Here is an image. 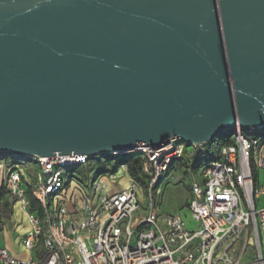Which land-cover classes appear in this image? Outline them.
Returning <instances> with one entry per match:
<instances>
[{"label":"water","instance_id":"obj_1","mask_svg":"<svg viewBox=\"0 0 264 264\" xmlns=\"http://www.w3.org/2000/svg\"><path fill=\"white\" fill-rule=\"evenodd\" d=\"M264 128V0H0V152L123 155Z\"/></svg>","mask_w":264,"mask_h":264},{"label":"built area","instance_id":"obj_2","mask_svg":"<svg viewBox=\"0 0 264 264\" xmlns=\"http://www.w3.org/2000/svg\"><path fill=\"white\" fill-rule=\"evenodd\" d=\"M184 149L173 138L135 151L144 184L121 163L116 170L127 185L112 192L105 173L89 174L87 182L73 178L72 171L91 169L86 155L18 162L0 152V196L20 205L29 224L22 244L31 253L19 259L0 248V264H245L250 241L256 255L248 264H264V133L253 138L236 126L218 158L199 167L201 179L192 182L186 205L196 230L180 214L162 212L157 190Z\"/></svg>","mask_w":264,"mask_h":264},{"label":"rangeland","instance_id":"obj_3","mask_svg":"<svg viewBox=\"0 0 264 264\" xmlns=\"http://www.w3.org/2000/svg\"><path fill=\"white\" fill-rule=\"evenodd\" d=\"M243 132L247 135H251L256 138L258 135H262L264 130L256 128H243ZM198 148V147H197ZM197 149H194L188 143L185 142L184 154L176 164V167L170 172V174L162 179L157 186V190L161 193V207L160 209L164 213L168 214H180L187 224V227L191 230H196V225L191 222L190 214L186 205L191 195V184L193 181H200V175L198 172L192 169V165L199 161L196 157ZM12 160L18 162L29 161L30 158L25 156H11ZM192 160V163H190ZM108 163H105L104 159H99L98 156L90 162L91 169L84 167L73 172V178L79 179L82 182H87V176L90 174L100 173L106 170ZM33 168V166H31ZM201 169V168H200ZM199 169V170H200ZM111 171V170H110ZM114 172H107L106 180L104 181L109 191H121L127 185V178L121 173V170H113ZM140 194L143 195L141 189ZM5 198V197H4ZM9 205L11 212L9 217L0 218V248H5L10 252L19 251V257L26 259L30 256V252L26 251L23 247L22 241L27 234L29 224L25 218L23 211L18 203H15L11 198L9 199ZM2 200H0L1 204ZM254 240V238H253ZM255 244V240H254ZM260 246L264 255V234L260 235ZM256 249L253 242H249V246L246 251V255L243 258V263L248 264L255 258Z\"/></svg>","mask_w":264,"mask_h":264},{"label":"trees","instance_id":"obj_4","mask_svg":"<svg viewBox=\"0 0 264 264\" xmlns=\"http://www.w3.org/2000/svg\"><path fill=\"white\" fill-rule=\"evenodd\" d=\"M232 130L224 131L223 133L212 138L209 143L198 146L195 149L197 152V156L199 161L192 165V169L197 172L199 167L203 164L210 162L211 160H215L218 158L220 148L228 142L229 136L231 135ZM99 159H104L105 163H108L106 170L100 172L99 174L111 172L113 173L117 166L121 163H126L128 166L129 175L132 179L136 180L140 184H144V174L142 171V158L139 153L133 152L123 155H115V154H103L98 156ZM94 158H91L89 162H91ZM192 163V161H190ZM176 167V165L172 168V170ZM111 170V171H110ZM171 170V171H172ZM5 197V198H4ZM8 198L11 197L6 193H2L0 196V200H2L0 204V218L1 217H9L11 212ZM37 205L32 200L30 202V210H35Z\"/></svg>","mask_w":264,"mask_h":264},{"label":"crops","instance_id":"obj_5","mask_svg":"<svg viewBox=\"0 0 264 264\" xmlns=\"http://www.w3.org/2000/svg\"><path fill=\"white\" fill-rule=\"evenodd\" d=\"M11 253L15 256V257H17V258H19V259H23V258H21V257H19V254H20V252L19 251H11ZM29 258V257H28ZM27 259V258H26Z\"/></svg>","mask_w":264,"mask_h":264}]
</instances>
